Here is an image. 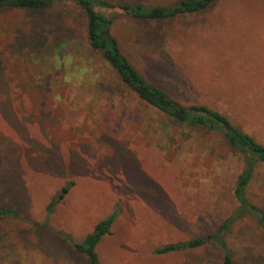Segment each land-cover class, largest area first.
<instances>
[{
  "label": "rangeland",
  "instance_id": "374dc122",
  "mask_svg": "<svg viewBox=\"0 0 264 264\" xmlns=\"http://www.w3.org/2000/svg\"><path fill=\"white\" fill-rule=\"evenodd\" d=\"M113 13L123 54L149 82L219 111L264 145V0H222L164 20ZM242 171L221 135L171 120L122 85L91 49L75 4L0 9V209L18 215L0 219V264H89L62 233L82 242L112 214V233L96 248L101 264H223L215 240L158 250L217 232L239 206ZM248 197L264 208V164ZM225 239L234 264H264L256 220L234 223Z\"/></svg>",
  "mask_w": 264,
  "mask_h": 264
},
{
  "label": "trees",
  "instance_id": "16d2710c",
  "mask_svg": "<svg viewBox=\"0 0 264 264\" xmlns=\"http://www.w3.org/2000/svg\"><path fill=\"white\" fill-rule=\"evenodd\" d=\"M53 0H0V9H26L38 11L49 6ZM79 7L87 20V39L94 52L102 54L110 64L122 85L134 92L141 101L173 121L216 133L226 139L234 151L243 160V171L234 189V198L239 206L217 232L206 237L196 238L178 244H169L158 250V254L176 252L179 250L198 249L215 240L222 243L224 252L223 264H234L226 249V231L239 220L250 217L258 222L264 231V208L253 204L248 197V189L259 165L264 164V145L255 138L236 127L228 117L204 105H184L172 98L166 91L149 82L131 64L123 54L118 39L113 34L116 14L130 19L164 20L183 13H197L207 9L212 4L222 0H182L175 7L149 6L128 2L112 3L108 0H67ZM102 9H105V13ZM106 10L112 16H108ZM74 183H69L57 194L48 206V214L56 212ZM18 217L13 209H0V219ZM116 214L100 221L93 231L82 241L76 242L72 236L62 233L64 239L80 254L86 255L89 264H101L96 248L106 235H111Z\"/></svg>",
  "mask_w": 264,
  "mask_h": 264
}]
</instances>
